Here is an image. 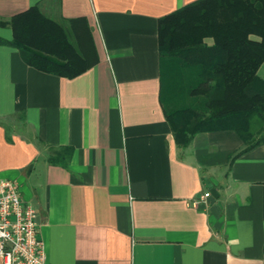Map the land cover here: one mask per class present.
Returning <instances> with one entry per match:
<instances>
[{
  "label": "crops",
  "instance_id": "crops-1",
  "mask_svg": "<svg viewBox=\"0 0 264 264\" xmlns=\"http://www.w3.org/2000/svg\"><path fill=\"white\" fill-rule=\"evenodd\" d=\"M194 1L0 0V22L38 7L93 63L68 79L0 46V181L36 211L47 264H264V144L179 148L160 102L159 19Z\"/></svg>",
  "mask_w": 264,
  "mask_h": 264
},
{
  "label": "trees",
  "instance_id": "trees-1",
  "mask_svg": "<svg viewBox=\"0 0 264 264\" xmlns=\"http://www.w3.org/2000/svg\"><path fill=\"white\" fill-rule=\"evenodd\" d=\"M0 27L12 31L0 46L18 50L38 71L74 79L93 66L77 32L38 7ZM158 29L160 102L177 146L222 131L241 137L242 152L263 145L264 0H197L160 18Z\"/></svg>",
  "mask_w": 264,
  "mask_h": 264
},
{
  "label": "built area",
  "instance_id": "built-area-1",
  "mask_svg": "<svg viewBox=\"0 0 264 264\" xmlns=\"http://www.w3.org/2000/svg\"><path fill=\"white\" fill-rule=\"evenodd\" d=\"M210 196L207 192L194 204L205 203ZM0 257L3 264H47L38 215L21 200L18 184L10 180L0 181Z\"/></svg>",
  "mask_w": 264,
  "mask_h": 264
},
{
  "label": "rangeland",
  "instance_id": "rangeland-1",
  "mask_svg": "<svg viewBox=\"0 0 264 264\" xmlns=\"http://www.w3.org/2000/svg\"><path fill=\"white\" fill-rule=\"evenodd\" d=\"M4 22V21H1ZM0 28H9V27H0ZM10 29V28H9ZM11 30V29H10ZM259 75L262 79H264V65L261 67L260 71H259Z\"/></svg>",
  "mask_w": 264,
  "mask_h": 264
}]
</instances>
